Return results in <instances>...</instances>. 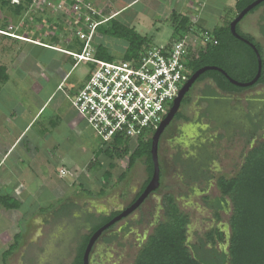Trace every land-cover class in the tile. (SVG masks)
<instances>
[{"label": "rangeland", "instance_id": "obj_1", "mask_svg": "<svg viewBox=\"0 0 264 264\" xmlns=\"http://www.w3.org/2000/svg\"><path fill=\"white\" fill-rule=\"evenodd\" d=\"M13 1L18 3L17 0ZM85 1L94 8L107 5L109 11L120 6L119 0H112L113 2L107 0L108 3H104L103 0ZM162 2L146 0L123 12L116 20L134 28L149 41V46L160 47L170 40L172 34L171 26L166 24L170 22L171 16L165 12ZM62 5L53 0L45 3L42 1L31 4L21 14L15 15L9 6L2 7L0 4V64H10L12 59L11 69L17 71L13 76L16 85L13 87L10 85L12 89L4 86L9 96L6 101L13 102L14 99L21 106L30 104L37 107L40 105L39 102H44L54 90L59 80L57 75L53 74L55 65L65 73L75 63L73 57L68 56L70 52L79 53L76 48L71 47L74 43L67 47L61 44L73 36L77 39L73 34L75 20L69 11L62 10ZM166 16L170 19H165ZM238 29L242 34L251 36L261 47L264 60V6L246 15L239 22ZM3 35L7 38H1ZM52 37L58 39L55 45L65 47L54 48L55 51L58 50L50 51L54 55L29 44L31 43L29 41L42 44V39L47 41ZM99 37L101 38L94 42L95 47L97 44L107 47L111 61L123 60L126 46L124 41L113 39L110 35L100 34ZM13 40L18 42L15 43ZM4 45L8 48L12 46L13 50L6 51L7 48L3 49ZM50 55L56 62L53 60L46 64ZM34 59L39 62L37 66L33 65ZM71 71L73 76L70 80L74 81L70 85L73 86L89 71V64L78 62ZM39 73L45 76L42 77L43 74ZM209 83L208 80L197 83L190 95L187 93L189 101L179 110V114L185 116L187 120H180L178 125H174V121L171 122L159 138L157 154L159 153L161 176L157 192L148 195L126 219L119 220L111 230L96 239L90 252L89 264H133L142 244L152 233L155 225L163 219L165 195H172L179 209L189 216L188 244L194 243L212 226L227 224L229 213H220V220L217 221L206 204L219 196L216 179L220 176H233L240 167L243 155L248 150L246 138L251 130L250 119L254 121V125L260 126L256 137L264 138V123L258 124L264 120V86L256 85L239 94H225L218 91L212 82ZM61 93L64 92L61 90ZM0 94H3L2 87ZM58 96L60 93L50 105L47 104L48 107L41 113V119L32 132L43 128L41 120L51 116L59 100ZM68 101L69 103H63L61 108L69 110V113L72 108L70 100ZM3 107L6 109L10 106L8 104L0 106V110L4 109ZM73 110L79 123L77 125H83L81 116ZM2 115L0 123L7 117L5 111ZM52 119L55 120L56 116ZM93 135L97 140L94 133ZM25 142L22 145H25ZM67 143L71 145L70 140ZM100 146L98 143L96 149ZM17 150H20V147ZM121 152L122 155L119 152L112 154L113 156L109 158L112 165L108 168L106 167L108 161L99 155L96 159L101 162V166L99 168L93 166L94 169H91L88 178L87 174L81 173L80 177H83L81 180L83 182L85 180V185L80 183L81 186L78 185L80 178L76 179L74 176V183L70 187L69 178H59L54 168L50 166L48 169L51 170L44 174L40 166L38 183H44L41 189H37L33 181L30 189L24 190L26 197L17 199L21 203L18 204L20 209L6 211L0 208V214L7 212L6 217L0 216V263L3 262L4 255L6 264H71L82 236L89 233V226L84 223L85 216L98 214L100 211L119 210L125 206H120L118 197L120 183H116L117 188L105 190L104 195H97L103 185L106 186L108 183L103 180L107 174L113 182L115 180L117 182L121 179L120 173L126 171L130 155L123 154L124 150ZM202 153L207 154L205 161ZM199 157L202 165L197 163ZM128 178L140 179L141 183L145 181L147 178L145 163L141 160L136 161L130 172L120 181L125 182ZM80 189L91 191L92 196L82 194Z\"/></svg>", "mask_w": 264, "mask_h": 264}, {"label": "trees", "instance_id": "obj_2", "mask_svg": "<svg viewBox=\"0 0 264 264\" xmlns=\"http://www.w3.org/2000/svg\"><path fill=\"white\" fill-rule=\"evenodd\" d=\"M17 1L18 3H13V0H0V4L2 7L9 6L15 15H19L36 0ZM254 1L255 0H236L233 13L224 25L212 30L200 28L201 31L207 32L212 35V37L206 46L196 48L194 49L195 53L188 55L186 67L190 70L189 78L197 70L207 66L222 69L230 78L238 82L245 83L254 78L257 72V59L255 53L248 44L233 36L229 26L230 22L242 10ZM262 6H264V1L246 15L254 13ZM174 16L175 14L171 15V17L175 18ZM177 20H179V18ZM238 24L239 23L236 25L237 34L244 40L254 44L261 57L262 70L260 78L253 86L243 88L231 84L220 72L208 70L200 74L195 80V83L207 80L211 81L217 89L227 94H239L256 85L264 86V60L261 47L255 43L251 36L242 34L238 29ZM193 27L192 22L188 23L186 19L177 21L175 31L179 34L181 33V36L176 40L181 39L192 30L196 33L197 30L196 28L194 30ZM59 29H61V27H59ZM97 30L99 35H110L113 39H120L125 42L126 46L122 57L124 61H136L140 53H143L145 49L159 48L153 45L149 46V41L145 37L138 34L135 29L128 24L121 23L116 19L110 18L104 25L99 26ZM1 38L6 39L7 37L3 35ZM13 41L15 43L18 42L17 40ZM75 41L77 40L75 39ZM213 41L216 43L214 44ZM1 42L3 43L4 41ZM55 42H58L56 37L50 38L51 45H48L50 50L56 48L52 45ZM171 44L165 45V47L169 48ZM82 45L83 44L80 43L78 47L75 43L74 46L77 47V50L80 52ZM106 48L107 47H104L102 44H97L94 57L102 61H111V57L107 50L108 48ZM3 49L12 51L13 47L9 46L8 48L4 45ZM6 79L5 67L0 65V82H4ZM187 93L181 101L180 105L182 106L189 101ZM177 117L187 120L185 116L179 113ZM263 121L262 119V122L258 124H263ZM249 123L251 130L246 138L248 150L243 155V161L240 167L233 176H220L216 179V187L219 191V196L215 197L210 204L209 202L207 204L208 208L213 211L214 218L217 221L220 220L221 211L230 214L227 221L229 239L226 247H218L223 243V237L222 233L218 232L216 226L204 232L194 243L188 244L189 216L179 209L172 195H165L163 200V219L155 225L152 233L142 244L133 264H264V138L261 137L258 139L256 137L257 129L260 126L257 124L254 125V121L251 119ZM129 141L130 140L125 137L124 134L117 135L108 142L100 141L104 146L102 154L109 158L113 156L112 154L114 152H119L122 155L121 150H124L123 154H125L128 151L127 144ZM150 150L151 137H140L137 140L135 149L131 151L126 171L120 176L121 179L126 177L136 161L141 160L145 163L148 177L140 192L133 200V203L141 195L152 176L153 164ZM91 169L93 168L90 166L88 171ZM103 174H105V172ZM109 179L110 176L107 174L103 180L109 182ZM80 190L82 194L92 196V192L89 190ZM105 190V186H103L97 195H104L106 193ZM0 206L11 209L12 207L17 208L19 205L14 198L6 194L0 195ZM121 212H112L109 216H96V214H90L85 217L84 223H87L89 226V233L82 236L77 245L71 264H83L84 250L90 237L102 226L117 217ZM117 222L118 221L111 224L102 234L111 230ZM8 253L10 254L11 252L8 251ZM2 260V264H6V262H4V255Z\"/></svg>", "mask_w": 264, "mask_h": 264}, {"label": "crops", "instance_id": "obj_3", "mask_svg": "<svg viewBox=\"0 0 264 264\" xmlns=\"http://www.w3.org/2000/svg\"><path fill=\"white\" fill-rule=\"evenodd\" d=\"M96 1H102V0H96ZM105 1L103 0L104 3H108L109 1L113 2L112 0H109L108 2L107 0ZM119 1H120L119 8L114 9L112 11L108 10L107 5H103V6L101 5V7L96 6L95 8L99 10V12H101L104 16H108L112 19H116L123 12L131 9L134 5H138V4L140 5L142 4V2L146 0H119ZM162 1H163L162 5L163 8L165 9V12L170 13V16L172 14H175L174 16L175 18L171 17L170 22L168 21V23H166L171 26L172 34L170 40H168L167 43L161 46L169 45L181 36L180 35L181 33L179 34L177 31H175V28L177 26V21L181 19H186L188 23L192 22L193 20H196L197 27L195 28H205L208 30H212L216 27H220L224 25V23H226V21L230 18L231 14L233 13V8L236 2V0H162ZM176 16L179 18V20H177L178 18ZM165 19H170V18L169 17L167 18L166 16ZM99 36L100 35L98 34V30H97L94 42L97 39L99 40L101 38ZM75 39L76 38L73 36L67 41L64 40L63 43L61 42L59 43L67 47L69 44L73 42L74 45L76 43L77 46L79 47L80 42L77 39H76L77 41H75ZM41 43L42 45H44V47L42 48L37 47L36 45L31 43L29 44L35 46L34 48L44 50L47 53L49 52L52 54V52L50 51L54 52V50H50V48H47L49 44L51 45L50 40L46 41L42 39ZM52 45L58 49H65V47H60V44L59 46L55 45V43H53ZM74 45L72 47L77 49V47H75ZM94 48H96L95 45ZM52 55H50V58L46 64H49L53 60H55L56 62V59H53L54 57ZM36 61L37 60L34 59V64H33L34 66H37V63H39ZM0 65H3L5 67V74L7 75L6 81L0 82V87L3 88V94H0V106H4L5 104H8L10 106V107H6V109L5 107H3L4 109L0 110V116L2 115V113H4V111H5V115L7 116L0 123V195L9 194V196L14 198L16 201L19 198L22 199L26 197L25 196L26 193L24 190L30 189L33 181L36 184V188L41 189L42 187L41 185L44 183L42 181H41L42 183L40 184L38 183L40 181L38 177V173L39 174L41 173L40 166H42V170H43L42 173L44 174L46 172H49V170H51L48 169L49 168L48 166L54 168L59 178L61 177L58 172L60 170L66 171L68 174L67 178L70 179L69 186L71 187V185H73L74 183V178H73L74 176L76 177V179L80 178L78 182L79 186H81L80 183L85 185L84 184L85 180L84 182L83 180H81L83 179V177H80L81 173L85 175L87 174L86 177L88 178V176L91 174V170L88 171V168L90 166L92 168L93 166L94 168H99L101 166V162L97 161L96 159L99 155H101L102 158H105L108 161V163L106 164L107 168L112 165L111 159H109V157L102 154L103 149H101V147H98L96 149L98 143H100L101 146H103V144L100 141L99 142L97 141L98 140L97 137H96L97 140L94 139L93 132L88 126H86L87 124L84 121V119L81 117L82 121H84V124L83 125L80 124L79 126L77 125L78 121L76 119V115L75 113L72 112L73 107L70 106L72 109L71 112L69 113H68L69 110L65 111L63 108H61L63 103H67V102L69 103L68 101L69 97L74 95L75 92L81 87V85L87 78L88 72L85 73L82 78L78 79L73 86H71L70 83L74 81V80H70L71 76H73V71L71 70L74 66H76L75 63H73L70 70L65 73H63V71L60 70V68L56 67L55 65L53 74L57 75L59 80L56 83L54 90L51 91V93L46 97L44 102L40 101L39 102L40 105H38L37 107H33L30 104L29 106L27 105L21 106L17 104V102H15L14 99L13 102L6 101V99L9 98V96L7 94V90L4 89V86H7L8 89H12L10 88V85L11 87L16 85V80L13 78V76L14 74L17 73V71L11 69L12 59L10 64H0ZM40 72H43V70H41ZM39 74H43V73H39ZM43 76L45 75L43 74L42 77ZM61 90L64 93H61ZM59 93H60V96H58L59 100L57 101V104L55 106L56 108H54V111L51 113V116H48L43 121L41 120V125L43 128L36 130L35 133L32 132V129L36 126V123L38 124V121L41 119V113L44 112L48 107L47 104L50 105L51 102L54 100L55 96L59 95ZM64 94L66 98L64 97ZM53 116H56L55 120L52 119ZM58 122L59 124H57ZM57 128L60 130H58ZM68 140L71 141V145L67 143ZM24 141H26L25 145H22ZM135 142L137 144V141ZM135 142L133 140L129 141V143L127 144L128 151L125 153V155H130L131 151L135 149L136 147ZM19 147L20 150H17ZM127 165H128V161H127ZM120 180L117 182L115 180L113 182V180L109 179V182L106 184L105 189L107 191V189L109 188H117L116 183H120V185L118 184L119 185L118 187L120 188V190H118L119 191L118 197L120 201V206L121 205L122 206L125 205V206L119 210H114V211L111 210L109 212L100 211L98 214H96V216H100V215L109 216L112 212L123 211L125 207L133 203V200L140 192L147 178L142 183L141 181L139 182L140 179L129 180L128 178L127 181L125 182H123L124 180L122 181ZM17 202L18 204H21L19 203V201ZM68 204H73V203L68 202ZM0 208L3 207L0 206ZM3 209L6 211H16L20 209V205L17 208L12 207L11 209H6V208ZM6 213H2L0 214V216L3 215V217H6L5 215ZM87 215L85 217H87ZM126 218L127 216L120 219V221ZM220 247L225 248L226 246L221 244Z\"/></svg>", "mask_w": 264, "mask_h": 264}, {"label": "built area", "instance_id": "obj_4", "mask_svg": "<svg viewBox=\"0 0 264 264\" xmlns=\"http://www.w3.org/2000/svg\"><path fill=\"white\" fill-rule=\"evenodd\" d=\"M42 1L52 0H36L34 4ZM53 1L71 13L75 20L73 34L83 44L79 53L70 52L68 56L73 57L75 65H90L86 80L69 97L73 109L102 142L121 134L131 141L155 133L189 79L188 55L206 46L212 35L196 28V33L190 31L169 48L145 49L136 61H102L94 57V39L98 27L110 17L85 0ZM192 24L195 30L196 20ZM59 174L63 178L68 175L64 170Z\"/></svg>", "mask_w": 264, "mask_h": 264}, {"label": "water", "instance_id": "obj_5", "mask_svg": "<svg viewBox=\"0 0 264 264\" xmlns=\"http://www.w3.org/2000/svg\"><path fill=\"white\" fill-rule=\"evenodd\" d=\"M263 1L264 0H255L254 2L249 4L246 8H244L230 22V25H229L230 26V31L233 34V36H235L237 39H240V40L244 41L246 44H248L252 48L254 53H255V56H256V59H257V72H256L254 78L252 80H250L249 82H245V83L238 82V81L233 80L232 78H230L227 75V73L225 71H223L222 69H219L217 67H209V66L203 67V68L197 70L195 73H193L190 76L188 81L181 88L177 98L173 101L172 107H171L170 111L168 112V115L161 122V124L159 125L158 129L155 131V133L152 136L150 154H151V158H152L153 172H152V176H151V179H150L149 183L147 184V186L145 187V189L143 190L141 195L136 199V201L132 205H130L125 210H123L117 217L112 219L110 222H108L107 224L102 226L100 229H98L90 237V239H89V241H88V243L86 245V248L84 250L83 264H89V256H90V252L92 250V247L94 245V242L102 234V232L106 228H108L111 224H113L114 222L119 221L123 217H126L130 213H132L135 209H137L140 206V204L144 201V199H146V197H148V195H150L151 193H154L158 189V187H159V179H160V167H159L158 155H157L159 138H160L161 134L163 133L164 129L170 124V122L172 121V119L174 118L176 113L178 112L182 99L184 98L185 94L189 91V89L192 87L193 83L199 77V75L202 74L205 71H208V70H216V71L220 72L221 74H223L225 76V78H227L230 81L231 84H233V85H235L237 87H243V88L253 86L257 82V80L260 78L261 70H262V62H261V57L259 56L258 50L254 46V44L244 40L243 38H241L237 34L236 25H237V23H239L241 21V19L244 16H246V14L249 11H251L253 8L258 6ZM222 237L224 238L223 245L226 246V244L228 242V239H229V229H228V225L227 224L225 225V229L223 230Z\"/></svg>", "mask_w": 264, "mask_h": 264}, {"label": "flooded vegetation", "instance_id": "obj_6", "mask_svg": "<svg viewBox=\"0 0 264 264\" xmlns=\"http://www.w3.org/2000/svg\"><path fill=\"white\" fill-rule=\"evenodd\" d=\"M194 83H195V82H194ZM197 83H198V82H196L195 84L192 85V87H191V88L189 89V91H188V93H189L188 95H190V92L193 90V88L195 87V85H196ZM210 83H211V81H210ZM210 83H209V84H210ZM208 86H209V85H208ZM216 89H217V88H216ZM217 90L220 91L219 89H217ZM209 91H211L210 88H209ZM220 92H221V91H220ZM222 93H224V92H222ZM211 94H212V91H211ZM211 94H210V95H211ZM225 94H226V93H225ZM188 98H189V96H188ZM181 106H182V105H180V108H181ZM180 108H179V110H180ZM179 110H178V112L176 113V115L174 116V118H173L172 121H171V122L174 121V125H178V124H179V121L182 120L181 118H178V117H177V114L179 113ZM171 122H170V123H171ZM164 130H165V129H164ZM163 132H164V131H163ZM162 134H163V133H162ZM158 155H159V153H158ZM201 156H205L204 161H205V159H207V154L205 155V153H202ZM196 160H197V159H196ZM199 160H200V157L198 158V161H199ZM198 161H197V163H199V164L202 165V163H201L200 161H199V162H198ZM195 165H196V164H195ZM191 167H193V166H191ZM156 192H157V191H156ZM154 193H155V192H154ZM210 202H211V201H210ZM210 202H209V204H210ZM207 204H208V202H207ZM207 204H206V205H207ZM128 207H129V205H128L127 207H125L124 210H125L126 208H128ZM207 207H208V206H207ZM209 209H210V208H209ZM210 210H211V209H210ZM212 212H213V211H212ZM220 213H221V214H227L226 212H223V211H221ZM225 225H226V224H224V225L216 224L215 226L217 227L218 232L223 233V230L225 229ZM213 227H214V226H212L211 228H213ZM211 228H210V229H211ZM210 229H209V230H210ZM222 242L224 243V238H223V241H222Z\"/></svg>", "mask_w": 264, "mask_h": 264}, {"label": "clouds", "instance_id": "obj_7", "mask_svg": "<svg viewBox=\"0 0 264 264\" xmlns=\"http://www.w3.org/2000/svg\"><path fill=\"white\" fill-rule=\"evenodd\" d=\"M13 2H14V1H13ZM32 4H34V2H33ZM109 19H110V18H109ZM109 19H108V20H109ZM108 20H107V21H108ZM107 21H106V22H107ZM103 24H104V23H103ZM101 25H102V24H101ZM25 39H26L27 41H29L27 38H25ZM25 39H24V40H25ZM29 42H31V44H35V45L39 44V43H35L34 41H29ZM29 42H27V43H29ZM39 45L42 46V47H44V45H42V44H39ZM153 134H154V133H153ZM153 134H151L148 138L151 137V139H152ZM161 135H162V134H161ZM133 141H137V140H133ZM157 150H158V149H157ZM157 155H158V154H157ZM158 162H159V161H158ZM160 176H161V175H160ZM159 185H160V179H159Z\"/></svg>", "mask_w": 264, "mask_h": 264}, {"label": "bare ground", "instance_id": "obj_8", "mask_svg": "<svg viewBox=\"0 0 264 264\" xmlns=\"http://www.w3.org/2000/svg\"><path fill=\"white\" fill-rule=\"evenodd\" d=\"M36 46H40L39 44H37ZM58 51V50H57ZM61 52V51H60ZM68 55V54H67Z\"/></svg>", "mask_w": 264, "mask_h": 264}]
</instances>
